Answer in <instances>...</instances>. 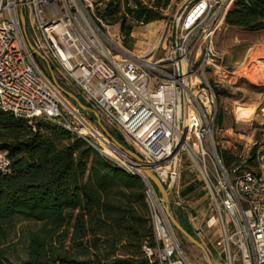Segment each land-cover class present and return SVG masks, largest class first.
<instances>
[{
  "label": "built area",
  "instance_id": "obj_1",
  "mask_svg": "<svg viewBox=\"0 0 264 264\" xmlns=\"http://www.w3.org/2000/svg\"><path fill=\"white\" fill-rule=\"evenodd\" d=\"M234 1L182 0L175 14L160 19L158 35L143 51L125 47L116 23L100 17L110 0H0V110L59 125L110 158L80 131L94 129L52 84L46 63L53 65L143 160L124 153L132 169L116 162L120 167L144 182L142 169L148 168L169 200L184 206L179 168L185 158L196 164L210 204L197 233L215 231V255L228 264H264V147L255 150L257 170L227 169L213 137L216 89L233 90L236 79L246 76L230 68L215 45ZM19 10L34 50L26 45ZM9 165L0 150V170L9 171ZM150 185L145 195L155 244L142 247L148 264H190Z\"/></svg>",
  "mask_w": 264,
  "mask_h": 264
},
{
  "label": "trees",
  "instance_id": "obj_2",
  "mask_svg": "<svg viewBox=\"0 0 264 264\" xmlns=\"http://www.w3.org/2000/svg\"><path fill=\"white\" fill-rule=\"evenodd\" d=\"M169 5L170 0H110L100 17L107 24L119 23L127 38L135 26L165 17ZM225 23L248 32L264 31V0H235ZM54 76L89 108L69 84ZM228 91L217 88L216 98ZM215 124L222 125L221 111ZM105 127L131 149L117 130ZM256 148L245 164L225 150L219 157L225 168H241L253 163ZM0 150L10 160L9 171L0 170V264H148L142 247L155 242L147 186L138 175L59 125L2 110ZM171 211L195 237L185 214L179 208ZM20 223L26 226L24 256L13 260L6 246L19 233Z\"/></svg>",
  "mask_w": 264,
  "mask_h": 264
},
{
  "label": "rangeland",
  "instance_id": "obj_3",
  "mask_svg": "<svg viewBox=\"0 0 264 264\" xmlns=\"http://www.w3.org/2000/svg\"><path fill=\"white\" fill-rule=\"evenodd\" d=\"M181 1L182 0L170 1V5L166 9L165 13L172 15L175 14ZM99 10L102 9L99 8ZM159 21L160 20L153 21L146 25L135 26L129 37H123L122 44L129 49H141L143 51H147L150 43L153 41L155 36L158 35V32L162 27ZM25 26L29 38L32 39L27 22ZM116 28H119V23H116ZM215 45L224 53L225 60L232 69H241L239 74L245 73L246 75L239 76L236 79L234 83V89L229 90L228 95H222L219 97V99H217V111H221L222 113V125L218 126L215 124V129L213 132L217 153L220 156L221 151L225 150L234 156L238 164H245V160L253 146L264 147V31L248 32L240 28L228 27L224 25L215 35ZM35 57V59L38 61V65L43 67L39 57L37 55ZM248 72L251 73L248 74ZM46 74L50 78L47 69ZM68 84L75 91V93L79 94L83 98L82 94L74 84ZM62 98L79 112V114L85 119L86 122H88V124L92 126L99 136H102L105 140H107V142L111 143L108 137L103 134L97 125V117L94 113L95 108L92 107V104L86 102V100L83 98L84 101L89 105V108L82 109L77 106V104L72 99L64 96L63 94ZM252 100L257 102L258 105L247 118V130L245 132H240L236 130V117L234 114V109L237 105ZM99 118L102 124L106 126L107 124L105 123V120H103L101 116H99ZM86 136L98 149L108 151V147L98 136L92 133H87ZM110 158L119 163L120 166L132 169L131 167H128L129 165L125 163L124 160H122L119 156L111 154ZM246 167L257 170L256 161L254 160L253 163L247 165ZM178 178L180 197L185 202L189 201L192 205L194 204L196 206L194 203L196 194L201 193L204 195V191L202 189L203 182L197 165L185 158L180 168ZM152 190L154 191V196L158 201L159 195L156 194L153 186ZM193 192L195 194L194 196H192ZM185 196H188V199ZM173 199L174 198L172 197L169 200L171 213H173L171 210H175L176 208L181 210V208L174 202ZM203 202L205 211L201 217V223L210 214V204L207 196H205ZM195 206H193V208L196 209ZM169 226L182 254L190 264H207L205 257L206 253L209 255L212 264H228V261L224 255H221V258L215 255V250L211 244H207L206 242V244H203V236L195 235V237L203 245V249H201L189 242L183 235L180 236L179 231L176 230L170 222ZM17 228H19V233L14 237L12 236L10 242L6 246V250L13 260H17L18 258L24 256L25 232L23 230H25L26 226L23 223H20L17 225Z\"/></svg>",
  "mask_w": 264,
  "mask_h": 264
},
{
  "label": "water",
  "instance_id": "obj_4",
  "mask_svg": "<svg viewBox=\"0 0 264 264\" xmlns=\"http://www.w3.org/2000/svg\"><path fill=\"white\" fill-rule=\"evenodd\" d=\"M19 2H21V0H18ZM19 18H20V23H21V31L22 34L25 38V42L26 45L28 46L29 49L34 50V47L32 46V44L30 43V41L27 38L26 35V31H25V20H24V15L22 13L21 10H19ZM46 68L49 72V76H50V80L52 82V84L60 91L61 94H63L64 96L72 99L77 106H79L82 109H85L86 107L79 101L78 97L73 94L72 92L64 89L63 87H61L53 72L52 69L50 68V66L46 63ZM96 117H97V125L100 128V130L103 132V134L108 137V139L111 141L112 144H114L116 147H118V149L120 151H122L123 153H125L127 156L133 158L135 161H137L138 163L142 164L143 160L142 158L133 150L125 147L124 145H122L121 143H119L114 137H112L109 133V131L107 130V128L102 124V122L100 121V118L98 116V114L96 112H94ZM143 173L145 175V182L147 184H151L158 192L159 194V201L162 203L163 205V210L164 213L167 217V219L169 220V222L171 223V225L179 231L180 234H182L189 242H191L192 244L198 246L199 248L203 249V245L202 243L196 239L195 237H193L191 234H189L180 224L179 222L176 220V218L172 215V213L169 210V198L166 192V189L163 185V183L158 179V177L152 173L148 168H143ZM206 257V261L207 264H212L209 255L206 253L205 255Z\"/></svg>",
  "mask_w": 264,
  "mask_h": 264
},
{
  "label": "bare ground",
  "instance_id": "obj_5",
  "mask_svg": "<svg viewBox=\"0 0 264 264\" xmlns=\"http://www.w3.org/2000/svg\"><path fill=\"white\" fill-rule=\"evenodd\" d=\"M250 70V68H249ZM251 72H248V74H250ZM64 102L70 107L71 110H73V112H77L75 108H73L67 101L64 100ZM258 103L255 102L254 100L249 101V102H245L242 103L240 105H237L234 109V114L236 117V130L240 131V132H245L247 130L248 127V123H247V118L250 115V113L257 107ZM81 132L83 133H92L95 134L96 136H98L102 142L108 147V151L106 150V152L111 155H117L119 156L122 160L125 161V163L129 164V159L125 156V154L120 151L118 149V147H116L115 145H112L111 143L107 142V140H105L102 136H99L98 133L94 130H88L85 127H81L80 129Z\"/></svg>",
  "mask_w": 264,
  "mask_h": 264
},
{
  "label": "crops",
  "instance_id": "obj_6",
  "mask_svg": "<svg viewBox=\"0 0 264 264\" xmlns=\"http://www.w3.org/2000/svg\"><path fill=\"white\" fill-rule=\"evenodd\" d=\"M181 166H182V164H181ZM181 166H180V168H181ZM180 168H179V171H180ZM178 184H179V182H178ZM202 189L204 191V195L201 193H197L195 196L194 203L196 204V206L194 204L192 205L189 201H186V205L179 206L181 208V211L185 214L186 223L189 226V229L193 232L194 235H200L197 233L196 230H197L199 223H201V221H202L201 217L203 216L204 211H205V206H204L203 201L205 199V196H207V192L203 187H202ZM194 192L192 193V196L195 195ZM185 197L188 199V196H185ZM171 198L172 197H170V199ZM207 198H208V196H207ZM193 206H195L196 209L193 208ZM193 214H195V215H193ZM216 234L217 233L215 231L213 232V230L209 231V235L203 236V240H204V241L202 240L203 244L207 243V244H211V246H213L212 244H213V240L216 238Z\"/></svg>",
  "mask_w": 264,
  "mask_h": 264
},
{
  "label": "flooded vegetation",
  "instance_id": "obj_7",
  "mask_svg": "<svg viewBox=\"0 0 264 264\" xmlns=\"http://www.w3.org/2000/svg\"><path fill=\"white\" fill-rule=\"evenodd\" d=\"M53 68V70H52V72H53V74L55 73L60 79H62L61 78V76L59 75V73L55 70V68H54V66L53 65H51V69ZM48 76V75H47ZM50 79V78H49Z\"/></svg>",
  "mask_w": 264,
  "mask_h": 264
}]
</instances>
